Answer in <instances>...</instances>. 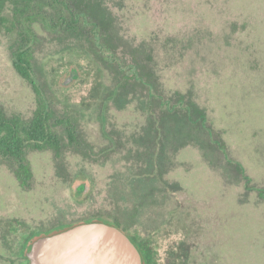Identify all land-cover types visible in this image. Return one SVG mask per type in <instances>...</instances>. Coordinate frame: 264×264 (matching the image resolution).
Listing matches in <instances>:
<instances>
[{
	"label": "rangeland",
	"instance_id": "1",
	"mask_svg": "<svg viewBox=\"0 0 264 264\" xmlns=\"http://www.w3.org/2000/svg\"><path fill=\"white\" fill-rule=\"evenodd\" d=\"M100 3L120 35L145 48L160 95L173 103L190 94L204 109L252 190L172 115L158 114L155 126L146 94L115 78L84 42L37 22L34 82L55 119L75 127L77 144L57 126L59 158L28 151L29 189L0 160V221L25 222L39 235L97 217L149 238L157 264H264V0ZM3 15L0 108L29 119L36 96L10 56L24 25L10 6ZM73 68L78 78L63 86Z\"/></svg>",
	"mask_w": 264,
	"mask_h": 264
},
{
	"label": "trees",
	"instance_id": "2",
	"mask_svg": "<svg viewBox=\"0 0 264 264\" xmlns=\"http://www.w3.org/2000/svg\"><path fill=\"white\" fill-rule=\"evenodd\" d=\"M7 6H10L12 19L19 26L24 25L10 47L12 66L30 84L36 96V109L29 119L17 114L8 116L0 108V160L9 164L20 187L30 188L32 172L26 159L28 151L51 150L56 158L60 157L62 145L55 127L62 126L69 143L77 144L75 127L69 121L55 119L41 88L34 82L31 42L35 38L33 25L40 22L84 42L96 61L111 71L115 78L145 93L148 113L155 126L159 123L158 114L172 115L184 127L202 135L207 146L219 151L226 164L244 181L245 187L252 190L251 179L243 167L227 158L224 142L209 125L204 109L192 101L190 94H176L173 103L160 95L158 81L151 68L152 60L145 48L143 45L133 47L118 33L113 15L100 0H0V29L7 22L3 15ZM259 194L264 196V190ZM95 221L102 220L93 217L80 223ZM110 224L127 233L117 221ZM74 225L61 224L39 235L32 232L31 241ZM128 238L140 252L143 264H157L156 252L149 238L140 239L136 234Z\"/></svg>",
	"mask_w": 264,
	"mask_h": 264
},
{
	"label": "water",
	"instance_id": "3",
	"mask_svg": "<svg viewBox=\"0 0 264 264\" xmlns=\"http://www.w3.org/2000/svg\"><path fill=\"white\" fill-rule=\"evenodd\" d=\"M71 69L62 83L78 78ZM77 190L86 192L88 187ZM29 264H143L140 252L119 228L102 222L79 223L63 231L38 237L26 254Z\"/></svg>",
	"mask_w": 264,
	"mask_h": 264
},
{
	"label": "flooded vegetation",
	"instance_id": "4",
	"mask_svg": "<svg viewBox=\"0 0 264 264\" xmlns=\"http://www.w3.org/2000/svg\"><path fill=\"white\" fill-rule=\"evenodd\" d=\"M139 238L142 239L140 236ZM31 243V232L27 223L16 220L0 221V264H29L26 254Z\"/></svg>",
	"mask_w": 264,
	"mask_h": 264
}]
</instances>
